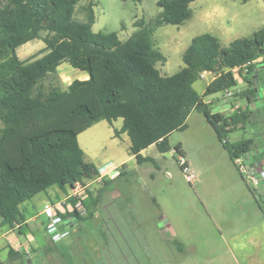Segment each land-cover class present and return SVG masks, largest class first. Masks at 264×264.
I'll use <instances>...</instances> for the list:
<instances>
[{"label":"trees","instance_id":"16d2710c","mask_svg":"<svg viewBox=\"0 0 264 264\" xmlns=\"http://www.w3.org/2000/svg\"><path fill=\"white\" fill-rule=\"evenodd\" d=\"M79 1L0 0V227H17L19 234L27 227L21 209L25 202L49 189L63 191L98 175L95 165L85 160L78 136L100 121L112 126L122 120L114 136L126 134L128 154L138 164H155L141 155L151 145L159 153L168 152V136L186 129L193 111L211 125L233 164L255 145L252 139L230 140L231 134L244 128L246 111L238 107L225 116L213 112V103L205 99L235 88L237 79L249 81L255 62L264 55V27L226 46L209 33L195 36L182 52L183 67L164 76L157 65L167 60L153 33L189 20L195 0H159L158 16L148 23L136 22V30L124 41L114 32L91 31L89 5L81 8L84 21L78 20ZM36 39L45 44L43 51L21 60L17 49ZM64 62L86 72L88 79L73 80L67 89L51 81L46 84ZM244 65V76L240 70L232 72ZM204 73L213 79L199 94L193 85ZM251 93L243 90L238 95L246 98ZM174 151L177 157L184 155L181 144ZM67 202L74 205L75 200ZM98 204L99 194L89 192L82 201L83 213L73 209L61 218L93 219ZM24 256L20 251L8 252L9 260Z\"/></svg>","mask_w":264,"mask_h":264},{"label":"rangeland","instance_id":"374dc122","mask_svg":"<svg viewBox=\"0 0 264 264\" xmlns=\"http://www.w3.org/2000/svg\"><path fill=\"white\" fill-rule=\"evenodd\" d=\"M158 1L80 0L76 18L84 21L81 8L89 5L91 31L114 32L124 41L136 30V22L148 23L158 16ZM190 9L192 17L182 25H164L153 33L156 47L167 60L164 65H157L164 76L183 67L182 52L195 36L209 33L226 44L264 26V0H196ZM44 47L36 39L19 47L17 55L27 60ZM80 74L83 72L64 62L46 84L51 81L67 89L66 84L80 79ZM211 78L205 74L195 82V91L202 94L205 81ZM240 92L229 100H223L220 92L206 100L213 101L212 111L227 114L220 104L240 100ZM186 123V129L168 136V152L160 154L155 147L147 148L145 156L155 159L156 164H138L135 159L127 163V172L109 183L93 221L68 224L67 219L58 218L46 225L42 208L40 218L29 221L24 234H18L17 228L9 231L19 238L21 246L11 240L4 242L0 233V264H244L229 240L247 242L256 235L257 230L248 231V226L257 225L264 218V185L260 182L255 191L250 190L247 176L231 162L201 113L193 111ZM121 124V119L112 126L100 121L80 138L81 145L85 139L94 141L89 155L96 166L118 163L127 157L125 141L113 138V129ZM239 137H250L257 146L262 141L251 128L231 134L230 140ZM113 144L118 147L115 157L107 154ZM177 144L182 146L190 180L177 163ZM90 188L98 195L99 187L91 184ZM63 191L61 201L72 192L70 187ZM46 194L40 193L22 205L27 217L35 215L48 201ZM10 249L26 256L9 260Z\"/></svg>","mask_w":264,"mask_h":264},{"label":"crops","instance_id":"0c3cea01","mask_svg":"<svg viewBox=\"0 0 264 264\" xmlns=\"http://www.w3.org/2000/svg\"><path fill=\"white\" fill-rule=\"evenodd\" d=\"M231 41L232 40H228V43H226V44L228 45ZM226 44H222V45L226 46ZM79 77H80V79H77V80H87L88 74L86 72H83V74H80ZM212 79H213V76L210 80L205 81V88H206L207 84ZM74 80H76V79H74ZM248 80L250 82L249 81L245 82L242 79H237V88L241 89V91L251 90V92H253V93L248 94L249 96L246 98H240V100H237V101L236 100L235 101L230 100L229 102H226L224 104H220V105H223V107L222 106L221 107L228 113L223 114L222 110L219 113H221L225 116H229L234 112L236 107H239L243 111L247 112L248 117H247L246 124H245L244 128L239 130V131H245L247 128H249V129L251 128L255 132H257V136H261L262 141L260 142V145L257 146L255 144L254 149H253V153H251V155L249 156V159H252L254 161H259V160L264 161V55L262 57H260L255 62L254 71L250 76H248ZM72 81L68 82L66 85L68 86ZM205 102L213 103V101L206 100V99H205ZM97 124H95V125H97ZM95 125H93L92 127H94ZM92 127L88 128L86 131H84L83 133H81L78 136V143L84 152L85 160L87 162H91V163H93L92 162L93 159L91 158L89 153L91 154V152H93L92 150L94 148V141H92L90 139H88V141H87L85 139L84 144L81 145L80 138L82 136L86 135L87 131H89V129H93ZM120 127L121 126H119L118 129H120ZM239 131H237V132H239ZM125 135L126 134H121L119 137L114 136L113 138H115V139L120 138V139L124 140L126 143V150H128L130 143H129L128 137ZM115 139H113V140H115ZM243 139H244V137L243 138L239 137V138H237L236 141L243 140ZM247 139H252V138L249 137ZM149 147H155V146L151 145ZM117 149H118L117 144H113L112 146H110V150H108L107 154H110V156L115 157L117 154ZM146 150H147V148L144 149L143 151H141V155L143 157H148V156H145ZM250 152L248 153V155L250 154ZM160 154H162V153H160ZM133 159H134V157H132L128 154L127 157L120 159V161H118V163H113V162L112 163L117 165V166H120V168H121L120 174H122V173L125 174L127 172V163ZM153 160L155 162V159H153ZM106 164H108V163H101L98 166H96L95 164L94 165L97 169H99V168L105 166ZM155 164H156V162H155ZM119 177H121V176H118L115 180H117ZM115 180H105L103 182V184L99 187L98 193H97V194H99V204L97 206V210L100 206L102 198L104 197V193H106L107 188L110 186L109 183L112 181H115ZM262 188H264V186ZM92 193H94V192H92ZM46 195L49 199H48V201L43 202L39 211H37V213L35 215H31V217L26 216V220H25L26 226L28 225L29 221H33L34 219H36L38 217L40 218V216H41L40 212H41V210L45 204L51 203V202L56 203V202H59V200L61 201V199L65 195V192L61 191L58 188H52V189L48 190ZM93 196H97V195L93 194ZM21 209L25 213L26 209L22 208V206H21ZM66 213H65V210L58 209L57 218H53V219L59 218L58 220L61 219V221H62L64 219H62L61 216L66 215ZM96 217H98L97 211L95 213L94 218L87 220V221H93ZM66 219H67L66 222H68V224H71V223L73 224L76 222H80V223L82 222V221L76 220L74 217H71V218L69 217ZM15 228H17V227H15ZM15 228L0 227L1 237H3V239L5 240L4 242H6V243H7V241L11 240L14 244H18L19 246H21L22 243L18 240L19 238H17V236L13 232H9L11 230H14ZM254 229H256L257 232H256V235L253 237V239H251V241H247V242L238 241V239L236 240V238L233 240H229L230 245L232 246V249L237 253V255H239L241 262H243L244 264H264V218H263V220L259 221V224H257V225H253L252 223L249 224L248 231L254 230ZM13 251L17 252L15 249Z\"/></svg>","mask_w":264,"mask_h":264},{"label":"built area","instance_id":"2783aa9c","mask_svg":"<svg viewBox=\"0 0 264 264\" xmlns=\"http://www.w3.org/2000/svg\"><path fill=\"white\" fill-rule=\"evenodd\" d=\"M240 70L241 75L244 76L247 72V66L244 65L240 68H235L232 70L233 73H238ZM207 73H204L201 75L202 79L204 75ZM211 75V74H210ZM239 78V77H238ZM241 90L237 88L228 89L225 90L222 93V99L229 100L231 99L235 94L239 93ZM209 103V102H208ZM238 107H236L237 109ZM179 165L182 166L183 172H186L188 174V180H190L191 173H189L187 168V163L184 160L183 157L179 156L178 159ZM235 166L238 168V171L241 173H244L250 184L251 187L250 190L255 191V188L262 182V185H264V162H256L251 159H249L248 154L242 155L234 160ZM120 166H117L113 163L106 164L105 166L98 169V175L92 179L85 181L84 183L77 182L74 187H70L71 193L65 198L63 201H59L56 203H47L43 206L42 210V221L44 224H48L51 222V220L57 215L58 209L65 210V213L68 211H72L73 209H76L79 212H83V205L82 201L88 196L89 192H92V188H90V185H94L97 187H100L105 180H115L120 175ZM74 199L75 203L74 205L68 202H65L66 200ZM71 204V205H70Z\"/></svg>","mask_w":264,"mask_h":264}]
</instances>
